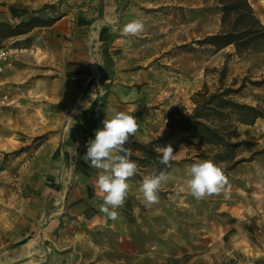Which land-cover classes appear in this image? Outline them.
Returning <instances> with one entry per match:
<instances>
[{"label": "rangeland", "instance_id": "obj_1", "mask_svg": "<svg viewBox=\"0 0 264 264\" xmlns=\"http://www.w3.org/2000/svg\"><path fill=\"white\" fill-rule=\"evenodd\" d=\"M250 3L264 24V0ZM217 7V0H126L118 8L119 46L113 54L118 89L111 93L128 114L145 119L147 127L136 136L141 141L163 134L169 112L178 104L190 107L192 95L205 84L212 89L218 86L224 67L227 85L235 80V88L246 84L239 101L264 107V84H256L264 81V54L240 58L234 47L216 51L195 42L222 30ZM133 19L143 21L144 31L122 36V27ZM37 114L46 126L49 120L41 111ZM154 119L155 128H149ZM49 137V133H36L15 152L0 149V172L8 174L11 161L22 153H34ZM235 140L242 143L243 158L262 154L225 176L227 184L219 194L194 198L184 185L192 164H181L169 173L157 203L145 207L138 190L141 183L133 182L130 207H122L123 212L118 208L117 220L97 206L95 219L83 224L76 237L46 253L35 247L25 257V241L16 244L21 248L17 264H264V120L240 126ZM172 146L180 147L176 142ZM177 153V160L186 156L184 149ZM182 186L185 190L180 192ZM6 202L0 201L3 235L12 232L14 225L6 214L10 209Z\"/></svg>", "mask_w": 264, "mask_h": 264}, {"label": "crops", "instance_id": "obj_2", "mask_svg": "<svg viewBox=\"0 0 264 264\" xmlns=\"http://www.w3.org/2000/svg\"><path fill=\"white\" fill-rule=\"evenodd\" d=\"M124 1L0 2V22L18 25L28 16L53 20L51 25L36 27L1 45L13 47L20 42L19 46L35 50L34 55L1 64L0 97L8 96L13 104L0 107L1 151L21 149L36 133H49L50 137L34 153H22L11 161L8 174L0 172V201L9 202L6 214L14 223L12 232L0 234V264L18 263L21 248L16 244L20 242L25 241L28 257L35 247L46 253L73 239L83 224L95 219L97 206L103 203L95 186L99 170L84 157L87 142L103 128L106 109L111 106L128 112L111 93L117 87L115 24ZM39 111L49 120L46 126L39 120ZM135 118L138 131L126 143L127 148L131 141H141L136 136L147 127L145 119ZM157 122L154 119L149 128L154 129ZM133 182L139 181L133 176L128 183ZM131 198L127 194L124 210L130 207Z\"/></svg>", "mask_w": 264, "mask_h": 264}, {"label": "trees", "instance_id": "obj_3", "mask_svg": "<svg viewBox=\"0 0 264 264\" xmlns=\"http://www.w3.org/2000/svg\"><path fill=\"white\" fill-rule=\"evenodd\" d=\"M218 10L222 14V30L214 35L195 41L201 46H211L216 51L234 47L240 58L264 54V24L257 17L250 0H217ZM53 20L28 16L18 25L0 22V46L8 39L31 32L36 27L51 25ZM29 39L24 43H28ZM20 45L19 43L15 44ZM228 68L220 72L218 86L214 89L207 84L195 92L190 101L191 106L178 104L168 114L167 129L156 139L148 142L133 141L132 159L138 170L134 177L141 183L143 176L152 172L165 170L159 163L157 146H167L175 142L186 150L182 160L175 159L168 174L181 164H194L210 160L217 164L224 176H229L240 165L251 163L262 152L243 158L240 153L242 143L235 140L240 126H254L264 120V107L241 102L238 96L246 87L238 88V81L231 85L225 83ZM256 84H264L256 83ZM173 147V146H172ZM180 147H173L177 153Z\"/></svg>", "mask_w": 264, "mask_h": 264}, {"label": "clouds", "instance_id": "obj_4", "mask_svg": "<svg viewBox=\"0 0 264 264\" xmlns=\"http://www.w3.org/2000/svg\"><path fill=\"white\" fill-rule=\"evenodd\" d=\"M144 27L141 19H133L122 27L121 35L138 36L144 31ZM95 95V93L92 94V96ZM102 124L103 128L95 131V139L87 142L84 159L90 161L91 167L99 170L95 185L98 195L103 200V203L99 205V211L115 221L119 217L117 209L124 205L128 194L130 187L128 180L138 170L137 163L132 159V149L125 147L130 137L137 134L138 124L134 115L118 111L111 106L106 109V118ZM155 151L160 154L157 157L159 163L165 165L166 169L171 168V162L179 154L174 153L171 144L157 146ZM166 169L143 176L138 190L143 195L142 203L145 207H150L159 201L158 193L162 185L170 178ZM186 175L184 185L198 200L219 194L227 184L221 168L210 160L192 164L187 169ZM184 190V186L179 189L180 192Z\"/></svg>", "mask_w": 264, "mask_h": 264}, {"label": "built area", "instance_id": "obj_5", "mask_svg": "<svg viewBox=\"0 0 264 264\" xmlns=\"http://www.w3.org/2000/svg\"><path fill=\"white\" fill-rule=\"evenodd\" d=\"M33 47L14 46V47H0V72L2 71V63H10L24 55H34ZM12 102L8 96L0 97V107L12 106Z\"/></svg>", "mask_w": 264, "mask_h": 264}]
</instances>
